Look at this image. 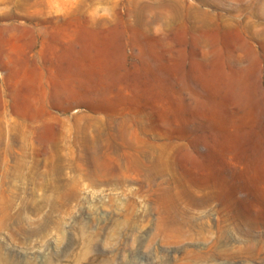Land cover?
Returning a JSON list of instances; mask_svg holds the SVG:
<instances>
[{
  "label": "rangeland",
  "instance_id": "obj_1",
  "mask_svg": "<svg viewBox=\"0 0 264 264\" xmlns=\"http://www.w3.org/2000/svg\"><path fill=\"white\" fill-rule=\"evenodd\" d=\"M0 264H264V0H0Z\"/></svg>",
  "mask_w": 264,
  "mask_h": 264
},
{
  "label": "bare ground",
  "instance_id": "obj_2",
  "mask_svg": "<svg viewBox=\"0 0 264 264\" xmlns=\"http://www.w3.org/2000/svg\"><path fill=\"white\" fill-rule=\"evenodd\" d=\"M18 103V102H17ZM14 105V108H15V110L17 111V112H19L22 116H25L26 114H25V109L22 107V106H20L19 104H13Z\"/></svg>",
  "mask_w": 264,
  "mask_h": 264
}]
</instances>
